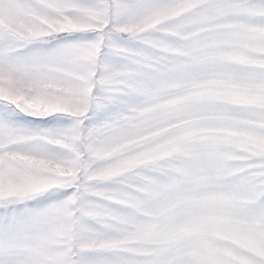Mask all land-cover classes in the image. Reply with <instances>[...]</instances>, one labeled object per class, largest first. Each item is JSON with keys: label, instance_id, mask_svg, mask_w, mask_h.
Instances as JSON below:
<instances>
[{"label": "snow or ice", "instance_id": "obj_1", "mask_svg": "<svg viewBox=\"0 0 264 264\" xmlns=\"http://www.w3.org/2000/svg\"><path fill=\"white\" fill-rule=\"evenodd\" d=\"M0 264H264V0H0Z\"/></svg>", "mask_w": 264, "mask_h": 264}]
</instances>
